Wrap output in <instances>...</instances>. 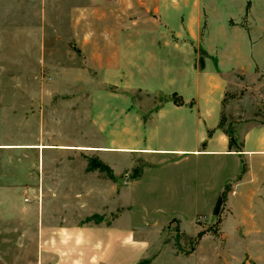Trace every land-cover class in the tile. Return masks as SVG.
I'll return each mask as SVG.
<instances>
[{
  "label": "rangeland",
  "instance_id": "374dc122",
  "mask_svg": "<svg viewBox=\"0 0 264 264\" xmlns=\"http://www.w3.org/2000/svg\"><path fill=\"white\" fill-rule=\"evenodd\" d=\"M234 1L240 6L233 9H242L234 21L244 26L247 8L242 0ZM163 9L133 8L128 0H0V146H68L43 151V162L38 149H0V264H38L35 208L41 201L57 214L72 213L79 224L109 225L120 218L146 246L141 264H264L252 256L256 250L264 257V232L251 231L245 238L241 198H229L235 182L221 194L189 188L206 184V177L213 181L208 162L186 159L144 170L135 165L144 158L123 152L120 157L105 156L116 177L87 169L97 154L83 147L130 145L129 136L104 134L97 126H113L115 112L129 108L135 98L117 87L115 72L85 69L86 53L112 51L113 33L107 38L101 33L114 25L113 16H139L151 20L157 30ZM202 15L203 30L207 23ZM103 17L109 20L103 22ZM251 28L252 35H264V20L254 21ZM132 41L156 47L170 39ZM200 42L198 46H213V38ZM249 42L261 50L258 64L264 69V36ZM231 81L223 102V129L238 142L247 127L264 123V94L239 73ZM114 93L125 94L127 102L107 97ZM138 142L147 143L143 138ZM193 195L199 197L188 198Z\"/></svg>",
  "mask_w": 264,
  "mask_h": 264
},
{
  "label": "crops",
  "instance_id": "0c3cea01",
  "mask_svg": "<svg viewBox=\"0 0 264 264\" xmlns=\"http://www.w3.org/2000/svg\"><path fill=\"white\" fill-rule=\"evenodd\" d=\"M128 3L133 8L155 5L164 8L159 28L152 29L151 20L139 16H113L114 25L103 27L101 33L105 38L113 33L116 43L112 51L109 48L86 53L85 69L115 72L119 81L117 87L135 98L129 108L115 112L113 126L101 122L97 126L104 134L129 136L130 145L97 144L82 150L96 153L97 158L93 159L107 166L113 177L116 173L105 156L120 157L123 152L144 158L141 164L135 163L144 170L151 165H179L186 159H193L197 164L208 162L213 181L206 177V184L189 188L221 194L226 185L235 182L229 198H241L245 238H250L251 231L264 232V123L247 127L233 145L219 127L225 93L234 74L243 75L254 91L264 94V82H260L264 69L258 64L262 53L260 49L251 48L249 42L250 38L264 36L259 32L251 34V23L264 20V0L241 1L247 8L244 26L234 21L242 15L241 8L233 9L240 6L234 0H128ZM209 7L213 10L206 9ZM203 13L207 26L202 30ZM102 19L103 22L109 20ZM138 37H166L170 41L156 47L153 44L140 46L132 41ZM201 38H213V46H198ZM137 96L143 100L139 101ZM107 97L119 102L128 99L125 94L115 93ZM160 98L165 100L161 102ZM139 138L147 143L141 145ZM67 147L1 145L0 149H38L43 162V151ZM151 158L162 161L158 164ZM89 162L90 159L88 171L91 170ZM194 175L198 180L197 170ZM142 176L143 173L135 182ZM169 182L173 183L172 178ZM169 188L175 191V187ZM42 196V190L37 192L39 200ZM35 212L38 264H138L146 248L128 226L122 225L120 218L109 225L79 224L72 213L71 216L57 214L42 201ZM258 244L260 247L262 239ZM252 252L258 262L264 260L256 250Z\"/></svg>",
  "mask_w": 264,
  "mask_h": 264
},
{
  "label": "trees",
  "instance_id": "16d2710c",
  "mask_svg": "<svg viewBox=\"0 0 264 264\" xmlns=\"http://www.w3.org/2000/svg\"><path fill=\"white\" fill-rule=\"evenodd\" d=\"M224 117L221 116V120H220V123H219V127L220 128H223V125H224ZM223 131L227 134V136L230 138V144L233 145L234 143H236V138L233 136L232 132L228 129H223ZM89 168L90 169H96V168H99L100 170H104V171H110V169L101 164L100 162H97L96 160L94 159H91L90 162H89ZM143 262V261H142ZM142 262H139L138 264H141Z\"/></svg>",
  "mask_w": 264,
  "mask_h": 264
},
{
  "label": "built area",
  "instance_id": "2783aa9c",
  "mask_svg": "<svg viewBox=\"0 0 264 264\" xmlns=\"http://www.w3.org/2000/svg\"><path fill=\"white\" fill-rule=\"evenodd\" d=\"M25 200H28V199H25Z\"/></svg>",
  "mask_w": 264,
  "mask_h": 264
}]
</instances>
